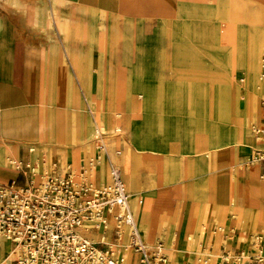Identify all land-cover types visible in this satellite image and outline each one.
Masks as SVG:
<instances>
[{
	"label": "crops",
	"instance_id": "obj_1",
	"mask_svg": "<svg viewBox=\"0 0 264 264\" xmlns=\"http://www.w3.org/2000/svg\"><path fill=\"white\" fill-rule=\"evenodd\" d=\"M229 1L218 0L216 7V0H0V183L21 178L8 157L32 160L49 153L60 163L67 154L76 157L91 143L89 109L103 125L100 111L106 110L111 129L105 134L120 128L118 139H107V151L132 197L129 208L144 242L171 238L179 248L171 264H186L193 240L216 250L221 244L247 247L249 234L264 224V162L244 160L263 143L247 128L249 118L243 120L242 96L233 107L217 99L231 98L236 66H251L255 92L264 22L256 31L243 30V20L234 28L226 17ZM235 1L241 16L251 6L264 16V0ZM216 76L221 86L203 112L198 90ZM256 105L252 117L259 115V123ZM203 113L221 121L219 141L203 142ZM114 147L119 154H112ZM100 162L106 171L105 158ZM233 162L241 165L236 171ZM105 178L96 170V182ZM220 209L225 229L204 236Z\"/></svg>",
	"mask_w": 264,
	"mask_h": 264
},
{
	"label": "built area",
	"instance_id": "obj_2",
	"mask_svg": "<svg viewBox=\"0 0 264 264\" xmlns=\"http://www.w3.org/2000/svg\"><path fill=\"white\" fill-rule=\"evenodd\" d=\"M89 111L94 152L76 166L47 162L43 154L32 160L7 158L21 175L0 183V234L16 251L9 264H115L124 259L125 264H169L162 242L148 244L140 237L120 168L107 151L111 135L99 128L98 116ZM260 113V122L250 130L263 145L251 151L245 164L264 162V99ZM112 133L118 139L119 126H113ZM119 153L114 147L112 154ZM102 157L106 178L96 182ZM259 177L264 180V172ZM219 256L226 264H264V235L250 233L245 248L221 244Z\"/></svg>",
	"mask_w": 264,
	"mask_h": 264
},
{
	"label": "rangeland",
	"instance_id": "obj_3",
	"mask_svg": "<svg viewBox=\"0 0 264 264\" xmlns=\"http://www.w3.org/2000/svg\"><path fill=\"white\" fill-rule=\"evenodd\" d=\"M217 4H218V0H216V7H217ZM240 6H241V4H239L235 0H231L229 2H226L227 11L231 13L229 15V17L226 15L227 20H229L230 24L234 25L233 26L234 28H236L237 24L242 22V20H243L245 22V28H243V30L248 31V32L256 31L255 27H256L257 23L258 22H264L263 14L259 13L258 10H256L255 6H251L250 8L245 10L244 15L241 16L238 13L240 11ZM216 7H215V9H216ZM196 12L198 14H200L201 16H204V13H205V11L203 9H200V8H197ZM215 29L216 28H213L212 30L214 31ZM263 31L264 30H262L261 33ZM209 38H212V32L211 31H210V34H209ZM211 42H214V43L217 44L216 38L212 39ZM228 47H229V43H228L227 47H225V48H228ZM261 57H264V51L261 52L258 55V58H257V61H256L257 66H258V63H259V72L260 71H264V66L261 65V62H263L262 60H260ZM236 67L238 68L237 69V73L239 74L238 77L237 76L236 77H237V80L240 79L241 82L238 83V81L236 80L235 83L231 84V87H230V90H229V94H228L231 98H228V99H217V101L227 100L228 103L230 104V107H233V104H237L238 101L240 100L239 97L244 95V93H245L244 86H245V84L247 82V71H246V69H244V68H242L240 66H236ZM217 74H218V72H217ZM255 74L257 76L258 69L255 72ZM210 79H213V80H216V81L208 82V83L204 84V87H203L204 90H202V92H201L202 88H200L198 90V96L199 97L197 98V107L199 109L203 110V112H205V109H203L204 104L207 101H209L210 98L216 97L215 91L217 90L218 86L219 87L221 86V84H219L218 76L210 78ZM233 86H235V88L238 87L240 89V93H237V92L233 91L231 89ZM263 89H262V91H263ZM262 94H264V92ZM262 94H257L258 110H259L258 112H259V114H260L259 102H260L261 97H264ZM238 106L239 105H237V107ZM230 107H228V109H230ZM100 112H102L105 115V119H104L105 125H104L103 129H105L107 131H110L111 126L110 125L107 126V124H106L107 123L106 110H101ZM253 113L254 114L257 113L256 102L253 103L252 113H251V117L249 118V120L247 119V117H245V118L243 117L244 121L248 120L247 121V128L248 129H250L252 123L258 121V116L259 115L257 117H252ZM202 120H203L204 128H206V132L208 133V137H206L203 140V142L204 143H208L209 141H212V142L219 141L221 139V137H220V132H219L218 125L220 124L221 121H219L217 118L216 119H212V118L209 117V115H206L205 113H203ZM90 130H91V127L87 123L86 124V131H85V139L88 138V136L90 135ZM253 138H254V136H253ZM90 141L92 143V140H90ZM91 143L87 142L85 144V146H84V149H82L76 157H74L71 154H67L66 156H63V161L67 162L68 164H70L73 167L76 166V164H78V162H80V160H84L88 155H92L93 154L94 147H93V151H92V146L93 145H91ZM83 152L84 153L87 152V154L84 155ZM124 156L126 157V154H124ZM44 157L47 160V162L48 161L50 162V161L54 160L52 156H49V153L45 154ZM127 157H129L128 154H127ZM124 159L125 158H123V161H122L123 172H124V162H125ZM130 162H131L132 170L134 172L135 166H136L135 162L133 160L132 161L130 160ZM238 166H241V165L238 164V163H235V162L232 163V168H233L234 171H236ZM97 177H104V178L106 177L105 167H104V164H102V162L98 163V166H97ZM134 180H135V178H134ZM255 180L258 183V185L261 186V183H259V181H258V177L255 176ZM135 182H136V180H135ZM247 183H248V181H247ZM236 190L237 189H236V185H235L234 190H233V196L236 193ZM138 199H140V197H138ZM219 213H220L218 215L219 217L216 218V220H215V228H212V229L217 231V227L216 226L221 225L222 229H220L219 231H223L225 229L226 219H225V217L223 215H221V209L219 210ZM246 213L247 212L245 211V209L242 208L241 212H240V219L242 221H245L244 216H245ZM201 224L202 223L199 224L198 230L200 229V225ZM263 227H264V224H263ZM263 227H261L260 225L259 226L256 225V228H257L258 232H260L262 235H264V228ZM209 231H210L209 229H204V236H208V233H210ZM199 233H201V232H199ZM223 235L228 237V238L231 236V235L228 236L227 233H225ZM189 237H191V236H189ZM222 241L223 240H221V243H223ZM162 245L164 247V250L166 249L168 251V252H166V251L165 252L168 254V257H169V260H170V264H171V255H172L173 252L179 251V248L176 247L175 245H173L171 238H170L169 242H162ZM123 251H124L123 254L127 255L128 252H129L128 247H125V249ZM185 256H186V258H185L186 259L185 260L186 264H210V263L216 264V261L220 262L219 261V257H220L219 256V249L216 250V249L209 248L208 247V243L205 240H202V241L193 240V244H192V246L189 249L186 250ZM5 264H9V261L6 262ZM120 264H125V259L122 260L120 262Z\"/></svg>",
	"mask_w": 264,
	"mask_h": 264
},
{
	"label": "bare ground",
	"instance_id": "obj_4",
	"mask_svg": "<svg viewBox=\"0 0 264 264\" xmlns=\"http://www.w3.org/2000/svg\"><path fill=\"white\" fill-rule=\"evenodd\" d=\"M261 60L263 61V62H261V65L264 66V58H262ZM250 67L251 66L248 65V67L246 69V71H247V83L244 86L245 93L242 96V99H244V104H245V114H246V117H248V118L251 117L253 103L257 102V94H260L262 92V89L264 88V80H263L264 79V71H260V73H259V79L261 81H259V79L257 77L256 80H255V84H254V87H255L254 90H255V92H252L251 91V87H250L251 86L250 85L251 84V81L250 80H251V74H252L253 69H251ZM238 112L240 113V108L237 110L236 114H238ZM257 123H258V121L252 123L251 124V127L253 125L257 124ZM103 127H104L103 123L100 122L99 123V128L102 131H105L103 129ZM105 132L107 133V131H105ZM91 145H92V143H91ZM92 149H93V146H92ZM128 184H131V181H128ZM124 186H125V181H124ZM125 189L127 190L126 186H125ZM128 198H129V200L132 198L131 195H129V193H128ZM259 225L261 227H263V223H260ZM216 227L218 228V231L220 229H222L221 225L216 226ZM209 232L210 233H208V236L210 234H213L214 232H217V231L210 230ZM229 239H231V237H229ZM9 244H10V246H9ZM10 247H11V249H10ZM15 252H16L15 251V248L12 246L11 242L7 238H5V236H3L2 234H0V264H5L7 261H9V259L12 258L15 255ZM165 254H166V257L168 258V263L170 264V260H169L168 254L166 252H165ZM118 260H119V258H118ZM120 262L121 261L119 260L115 264H120ZM210 264H212V263H210Z\"/></svg>",
	"mask_w": 264,
	"mask_h": 264
}]
</instances>
